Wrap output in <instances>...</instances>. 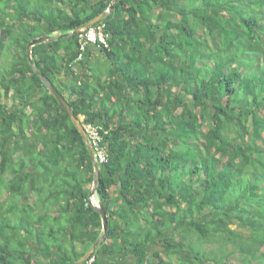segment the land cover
I'll list each match as a JSON object with an SVG mask.
<instances>
[{
	"label": "trees",
	"instance_id": "16d2710c",
	"mask_svg": "<svg viewBox=\"0 0 264 264\" xmlns=\"http://www.w3.org/2000/svg\"><path fill=\"white\" fill-rule=\"evenodd\" d=\"M109 4L0 0V264H72L101 233L83 138L26 56L42 36L34 66L108 157L93 256L264 264V0H116L104 43L63 36Z\"/></svg>",
	"mask_w": 264,
	"mask_h": 264
},
{
	"label": "water",
	"instance_id": "95a60500",
	"mask_svg": "<svg viewBox=\"0 0 264 264\" xmlns=\"http://www.w3.org/2000/svg\"><path fill=\"white\" fill-rule=\"evenodd\" d=\"M115 2H116V0H110L109 7L105 12L96 16L94 19H92L88 23L84 24L83 26L75 29L70 34H66L63 36L66 37V36L74 35L76 33H79L82 30H85V29L90 28L93 25L97 24L98 22H100V20L102 18H104L106 15H108L111 12ZM54 39H56V37H48V36H42V37H39L36 39H32L26 47V56H27V59L29 61V64H30L33 72L40 78L42 83L45 85L46 89L57 100V103L64 110V112L66 113L68 118L71 120V122L74 124V126L76 127V129L78 130V132L80 133V135L83 138V141H84L85 146L87 148L91 163L93 165V182H92V189H91L90 196H94L95 192H96L97 185H98L99 166L95 160L94 149L88 140V137L86 135L84 127L82 126L80 121L76 118V116L71 112L70 108L66 104L65 99L59 94V92L56 90V88L50 82H48L46 80V78L36 69V67L33 64L32 58H31V48L33 46L44 43L46 41H52ZM95 210L101 217V233H100L99 237L97 238V240L92 244L90 249L86 253H84V255L80 259H78L77 261H75L72 264H82L89 256L93 255L95 253L96 249L103 243L104 237L106 236L107 227H108L107 212L105 211V209L101 203H98V206L95 208Z\"/></svg>",
	"mask_w": 264,
	"mask_h": 264
},
{
	"label": "built area",
	"instance_id": "2783aa9c",
	"mask_svg": "<svg viewBox=\"0 0 264 264\" xmlns=\"http://www.w3.org/2000/svg\"><path fill=\"white\" fill-rule=\"evenodd\" d=\"M99 30L100 28H98L97 30L94 28L92 29L90 28L88 31H86V33H83L84 31H81L80 38H86V40L90 42H95L96 38L98 37L99 41L104 43L105 39L102 36V34L98 32ZM84 129L88 137V140L94 149L95 160L97 161L98 164L106 163L108 157L106 151L100 147L101 137L98 134V128L92 126H85ZM90 202L91 204L95 203L93 197H91ZM95 263H96V258L95 256L91 255L82 264H95Z\"/></svg>",
	"mask_w": 264,
	"mask_h": 264
},
{
	"label": "rangeland",
	"instance_id": "374dc122",
	"mask_svg": "<svg viewBox=\"0 0 264 264\" xmlns=\"http://www.w3.org/2000/svg\"><path fill=\"white\" fill-rule=\"evenodd\" d=\"M66 6H68V5H66ZM66 6H62V7H60V6H58L57 4H55L54 5V7H55V11L58 9V8H61L64 12H66V13H68L69 12V7H66ZM38 28H40V29H38L39 31H43V27H39L38 26ZM64 35H66V34H64ZM13 50V49H12ZM11 53H12V51H11ZM9 62H11V61H8L7 63H9ZM11 64V63H10ZM8 67V69L11 67V65L10 66H7ZM76 71H78V69L76 68L75 69ZM5 72H7L6 70H5ZM67 84H68V81H65ZM2 102H6V105L8 106V107H10L12 104H13V101L10 99V98H2ZM80 119V121L82 120V117H80L79 118ZM1 178V181H3L4 179L7 181V179H8V177L6 176V175H3V176H1L0 177ZM185 178V177H184ZM4 180V181H5ZM91 197H93V199H94V202L95 203H93V204H91V202H90V199H91ZM98 199H97V196H96V193H95V195L94 196H89V199H88V204L89 205H91V206H93V207H97L98 206ZM115 221H117V222H119L120 223V221L117 219V220H115ZM235 227V225H231V228H234ZM178 237V236H177ZM186 243H189V239L187 240V242ZM208 246L207 245H205V246H203V248H202V250L204 251V248L206 249ZM159 249V248H158ZM185 250L186 251H188L187 250V248H185ZM178 259H182L183 261L185 260V257H184V254H182L181 252H179L178 250H174L173 249V251H172V253H171V255H170V259L169 260H167L168 262H172V263H175V264H180L179 263V261H178ZM178 261V262H177ZM210 263V262H209Z\"/></svg>",
	"mask_w": 264,
	"mask_h": 264
},
{
	"label": "crops",
	"instance_id": "0c3cea01",
	"mask_svg": "<svg viewBox=\"0 0 264 264\" xmlns=\"http://www.w3.org/2000/svg\"><path fill=\"white\" fill-rule=\"evenodd\" d=\"M158 250V247H156ZM117 261H113L107 255H101L96 259V264H135V258L132 255H128L126 259L119 260V258H115ZM118 262V263H116Z\"/></svg>",
	"mask_w": 264,
	"mask_h": 264
},
{
	"label": "clouds",
	"instance_id": "9594fccd",
	"mask_svg": "<svg viewBox=\"0 0 264 264\" xmlns=\"http://www.w3.org/2000/svg\"><path fill=\"white\" fill-rule=\"evenodd\" d=\"M83 126V125H82ZM83 127H85V126H83ZM85 130V129H84ZM97 162V161H96ZM99 165V164H98Z\"/></svg>",
	"mask_w": 264,
	"mask_h": 264
},
{
	"label": "bare ground",
	"instance_id": "6f19581e",
	"mask_svg": "<svg viewBox=\"0 0 264 264\" xmlns=\"http://www.w3.org/2000/svg\"><path fill=\"white\" fill-rule=\"evenodd\" d=\"M83 31V30H82ZM81 32V31H80ZM95 157V156H94ZM90 249V248H89Z\"/></svg>",
	"mask_w": 264,
	"mask_h": 264
}]
</instances>
